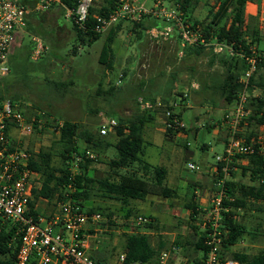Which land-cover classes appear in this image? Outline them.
<instances>
[{
	"label": "rangeland",
	"instance_id": "rangeland-1",
	"mask_svg": "<svg viewBox=\"0 0 264 264\" xmlns=\"http://www.w3.org/2000/svg\"><path fill=\"white\" fill-rule=\"evenodd\" d=\"M215 3L217 0H201L198 7L189 11V23L205 22ZM248 3L258 4L256 14L252 16L257 17L262 27L263 35L257 47L263 52L264 0H249ZM103 5L104 0H95L92 8L98 12ZM146 7L149 11L153 9L151 3ZM165 7L176 10L173 3ZM155 22H159L161 26L150 27ZM119 23H122L123 30L113 45V69H107L100 64L99 57L109 31L92 43L81 42L71 18H68L67 11L62 6H55L47 12L31 13L26 28L17 34L18 38L12 46L9 56L10 72L6 76L0 73V91L3 99L0 103L13 100L28 118H34L36 113H49L51 121L69 120L97 134L103 120L128 118L138 110L150 111L143 110L142 104H153L152 99L156 101L157 105L153 104L152 109L157 112L156 121L146 127L145 138L150 144L147 145L144 160L153 166H162L168 170L167 183L177 191L178 198L151 197L145 202L134 201L133 206L139 215H151L158 221V230L148 231L153 243L157 244L159 237H163L167 248H170L176 239L185 238L189 234V217H184L182 213L179 215L175 208L184 207L188 200H193L201 206V201L206 199L202 205L204 207L211 203L215 193V177L203 172V168L207 167V170L209 165L215 163L216 156L224 151L223 144L214 143L217 137L212 132L217 130L220 141L226 144L228 133L223 121L235 102L232 105L226 104L214 89L223 76V68L217 63L211 65L210 59L213 54H222H217L211 47H207L208 54L204 57H185L182 26L177 21H169L150 12L144 14L141 21L124 19ZM137 23L147 24V31L144 32ZM117 25L118 23L114 28ZM153 30L164 36L157 41L152 34ZM36 39L44 43L46 50L38 60H33L31 45L35 44ZM225 54L228 53L225 51L223 55ZM262 76L264 78V72ZM54 82L70 86L58 88ZM206 86H210V89ZM178 93H183L186 98L183 99ZM167 105L181 115L184 129L187 131L177 133L175 139L166 135ZM241 134L246 140L251 135L249 142L260 141L264 138V125L258 126L247 121ZM59 137L58 133L48 128L42 133L34 132L32 135L15 131L12 143L34 152L52 148L53 163L59 166ZM202 144L212 147L203 151ZM89 151L97 158L91 165L94 177H105L110 170L108 163L114 157V150L110 149L104 154L91 149ZM188 163L203 167L202 171H191ZM234 173L238 180L249 182V177H243L240 171ZM178 174L180 179L177 180ZM93 204L102 209L109 208L114 213L119 211V204L114 202L96 199ZM57 205V201L53 204L40 203L44 208L42 216L49 218L56 214ZM197 211L198 217H202V210L197 208ZM243 222L247 225L253 224L251 217H246ZM143 230L142 228L141 231ZM122 235L113 232L99 234L92 240L91 253L100 252L106 256L107 264H118V252H114V248L120 247ZM238 245L225 251L229 259L232 254L241 252L257 254L264 248V233H260L257 239L249 236L244 244ZM182 259L188 258L181 249L178 254L172 256L169 264H179Z\"/></svg>",
	"mask_w": 264,
	"mask_h": 264
},
{
	"label": "trees",
	"instance_id": "trees-1",
	"mask_svg": "<svg viewBox=\"0 0 264 264\" xmlns=\"http://www.w3.org/2000/svg\"><path fill=\"white\" fill-rule=\"evenodd\" d=\"M104 1L105 5L101 7L99 13L96 9L90 8L89 17L84 27H80L75 19L71 18L73 28L81 42L92 43L102 36L101 33L95 31L96 17L107 15L115 10L119 0ZM168 1L173 3L176 10L182 13L183 24H189L205 41L222 43L234 50L233 56L213 54L210 59L211 65L217 63L223 68V76L214 89L219 92L226 104L232 105L237 100L238 94L243 90L240 80L249 69L245 58L253 55L251 50L253 47L257 49L261 57L258 59L257 70L249 82V106L252 109V115L248 121L258 126L264 125V78L262 76L264 72V51H259L257 47L263 34L257 17L246 13V5L249 0H217V3L211 7L206 21L195 24L189 23V11L198 7L201 0ZM79 2L80 0H63L61 6L66 11L75 12ZM22 3L30 7L33 6V3L28 0H22ZM138 24L137 26L141 27L144 32L147 31L148 27L145 26L147 24ZM160 26L159 22L150 25V27ZM122 30V23H118L115 28L113 26L109 30L107 35L99 57L100 64L107 69H113L115 60L113 45ZM34 47L35 44L32 43V52ZM184 52L185 57L196 58L208 54L207 47L200 42L186 47ZM211 52L213 53L212 50ZM53 84L58 88H68L70 86V84L65 83L54 82ZM206 87L210 89V86ZM178 94L183 99L186 98L183 93ZM2 100L0 91V102ZM151 101L155 106L157 105L156 101L153 99ZM166 108L172 113L169 121L174 117L182 121L181 115L177 114L173 108L168 105ZM156 116V110L152 111L150 109V111L143 112L138 110L128 118L119 117L117 134L113 138H108L110 136L102 137L99 133L94 134L91 129L83 127L81 124L69 120L61 122L59 119L49 122L51 119L49 113H44L41 116L36 113L35 132L42 133L51 125H54L56 131L59 132L58 144L61 148L59 153L61 165L57 166L53 163L52 148L41 149L32 158L30 162L31 169L40 174L42 187L33 193L34 199L30 204L31 214L35 218L38 217L33 209L40 198L47 199L49 204L68 198L72 202L87 208L91 213L100 212L110 218H123L121 221H124L139 215L138 210L133 207L134 201L144 202L150 196L165 199L178 198L177 191L167 184L168 170L162 166H153L144 160L147 145L150 144L145 138L146 127L156 121ZM60 123H62L61 126ZM180 132L186 133L187 131L185 129L175 131L170 128L166 131V135L170 139H175L176 134ZM250 139L251 135L247 137V141ZM1 147L0 145V149ZM259 147L257 146L255 154L240 157L241 160H248L247 165L239 163L232 165L231 179L226 182L229 199L223 201L226 210L222 212V231L226 232L223 243L225 251L239 244L247 235L257 239L260 233H264V151L260 152ZM90 149L99 154H104L110 149L114 150V157L108 163L110 170L103 178H96L92 173L91 165L96 159H90L87 156ZM219 169H221V166H219ZM234 171H240L243 177L248 176L249 182L238 180ZM220 176L223 177L221 171ZM96 199L119 204V211L117 210V213H114L109 208L102 209L93 206ZM196 203L193 200H188L185 203L184 208L192 212L187 221L189 234L185 238L179 237L176 239L174 246L179 247L186 253L190 263L202 264L201 255L203 257L207 250L205 245L207 232H201L200 227L192 224V222L197 221L199 216L198 204ZM148 217H150L151 223L147 224L145 229L147 231L158 230V221L151 216ZM246 217H251L253 224H245L243 220ZM111 226L118 227L121 224L117 225L112 222ZM9 239L10 234H0V264H15V255L7 247ZM166 248L167 243L163 237H159L157 244H154L150 234L141 232L123 233L120 247L114 248V252H118V262L120 257L124 256L122 264H158L159 254ZM91 257L95 264H107L106 256L100 254V252L91 253ZM230 259L238 264H264V248L259 250L257 254L247 252L232 254Z\"/></svg>",
	"mask_w": 264,
	"mask_h": 264
},
{
	"label": "built area",
	"instance_id": "built-area-1",
	"mask_svg": "<svg viewBox=\"0 0 264 264\" xmlns=\"http://www.w3.org/2000/svg\"><path fill=\"white\" fill-rule=\"evenodd\" d=\"M33 3L30 7L22 3V0H0V73L6 76L10 72L9 56L17 34L23 31L28 24V17L33 12H46L53 7L63 5V0H28ZM95 0H80L77 10H67L68 18H74L80 27L86 24L90 8ZM151 3L153 9L146 7ZM168 0H119L117 8L107 15L96 17L95 31L105 33L124 19L141 21L144 14L154 13L169 21H177L182 26V47L193 46L199 42L206 47H212L217 54L225 51L234 55V50L225 44L207 42L201 35L189 25H184L182 13L177 10H169L165 6ZM153 36L157 41L164 34L153 30ZM33 50V60H38L45 52L44 43L36 39ZM253 55L246 57L249 69L241 78L243 90L238 94L233 107L226 113L223 126L226 128L228 137L224 151L216 156L214 165L210 168L215 177L211 203L208 207L199 206L202 217H198L192 224L200 227L201 232H207L205 245L207 247L202 264H238L225 255L223 247L226 232L222 231L223 215L226 210L223 201L229 199L226 182L232 171V165L241 161L240 157L255 154L257 146L259 151H264V138L260 141L248 142L242 137L243 125L252 115L249 106V82L257 70L258 59L261 55L255 47ZM183 53L181 52V56ZM143 110L153 109L151 103H143ZM171 112H166L167 130L181 131L185 125L177 117L171 121ZM44 113L39 114V116ZM36 117L28 118L24 111L11 100L0 103V234H10L8 249L15 255V264H95L91 257L92 240L104 232L117 234L137 233L150 234L146 225L151 223L150 217L137 215L121 221L114 217H107L100 212H89L85 207L72 202L68 198L60 200L57 212L51 217L42 216L43 207L40 203L48 204L49 201L40 198L33 211L38 214L35 218L31 214L30 204L34 199V191L42 187L41 176L32 171L30 162L38 151H32L23 146H14L12 135L15 131L32 135L35 132ZM51 121V119L49 120ZM62 123H60V126ZM119 126L115 118L103 120L98 128L102 137L115 136ZM48 129L57 132L54 125ZM59 134V132H57ZM91 159H97L91 151L87 152ZM191 171H198L200 167L195 163H188ZM221 166V169H219ZM220 171L223 177L220 176ZM192 213V212H191ZM114 224L121 226L113 227ZM142 228L144 229L143 231ZM181 251L179 247L172 246L162 250L158 257V264H169L172 256ZM124 262V256L119 259V264ZM179 264H192L188 259L180 260Z\"/></svg>",
	"mask_w": 264,
	"mask_h": 264
},
{
	"label": "crops",
	"instance_id": "crops-1",
	"mask_svg": "<svg viewBox=\"0 0 264 264\" xmlns=\"http://www.w3.org/2000/svg\"><path fill=\"white\" fill-rule=\"evenodd\" d=\"M258 7V4H254V3H247V5H246V13L248 14V15H253V14H256V12H257V8ZM47 12V11H46ZM41 13V12H40ZM19 35V34H18ZM18 35H17V37L16 38H18ZM217 138H215V140H214V143L215 144H218L217 142H219V143H221V144H223V146L225 147V142L223 143V142H221L220 140V137H219V132L217 131V130H214L213 132H212ZM219 137V138H218ZM202 149H203V151H207V150H209L211 147H212V145H208V144H202ZM189 153H190V150L188 151ZM192 152V151H191ZM239 164H241V165H247L248 164V161H246V160H241V161H239ZM214 164H212V165H209L208 166V169L206 170L205 168H207V167H205V168H203V167H200V170H198L197 172H200V171H202V168H203V172H206V173H210L211 174V171H210V169L209 168H211L212 166H213ZM178 177L176 178L177 180L178 179H180V175L178 174L177 175ZM168 179V178H167ZM197 179H198V177H197ZM231 179V177L229 178L228 177V180H230ZM194 180V179H193ZM167 182H168V180H167ZM168 184V183H167ZM206 193L208 192V191H205ZM154 198V197H156V196H150L149 198ZM206 200V199H205ZM205 200H202L201 202H202V205L205 203ZM147 201V200H146ZM145 202V201H144ZM134 207V206H133ZM135 208V207H134ZM176 210H178V214L179 215H181V213L183 214V216L184 217H186V218H190V216H191V211L190 210H186L184 207H179V208H175ZM182 211V212H181ZM147 216H151V215H147ZM151 217H153V216H151ZM154 218V217H153ZM249 238V235H247V236H245L240 242H239V244L241 243V244H244V241L246 240V239H248ZM237 246H239L238 244L236 245V246H234V247H237ZM234 247H232V248H234ZM94 253V252H93ZM92 253V254H93ZM119 264V263H118Z\"/></svg>",
	"mask_w": 264,
	"mask_h": 264
}]
</instances>
